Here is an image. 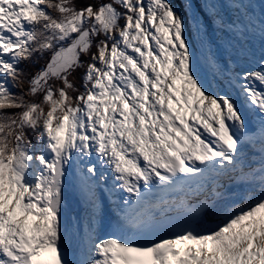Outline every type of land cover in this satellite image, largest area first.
<instances>
[{"label":"snow or ice","instance_id":"snow-or-ice-1","mask_svg":"<svg viewBox=\"0 0 264 264\" xmlns=\"http://www.w3.org/2000/svg\"><path fill=\"white\" fill-rule=\"evenodd\" d=\"M0 264H264V0H0Z\"/></svg>","mask_w":264,"mask_h":264}]
</instances>
